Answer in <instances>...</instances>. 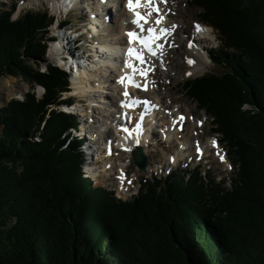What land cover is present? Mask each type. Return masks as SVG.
<instances>
[{"label": "trees", "instance_id": "obj_1", "mask_svg": "<svg viewBox=\"0 0 264 264\" xmlns=\"http://www.w3.org/2000/svg\"><path fill=\"white\" fill-rule=\"evenodd\" d=\"M218 32L219 73L184 84L233 161L230 187L197 169L145 178L120 200L84 176L69 75L45 61L52 18L0 12V77L42 86L0 107V264H264V0H191ZM15 9V5L13 6Z\"/></svg>", "mask_w": 264, "mask_h": 264}, {"label": "rangeland", "instance_id": "obj_2", "mask_svg": "<svg viewBox=\"0 0 264 264\" xmlns=\"http://www.w3.org/2000/svg\"><path fill=\"white\" fill-rule=\"evenodd\" d=\"M18 2L19 0H0V12L10 9L11 4L14 3L18 4ZM24 3L21 4L19 7H17V11L21 12V14L24 13L26 8L29 7L28 5H24ZM163 4L166 6V3L163 2ZM32 5H36V4H32ZM44 7L46 8V5L41 4V6H38L37 9H43ZM165 9L167 10L168 14L170 13V15H172L169 18H167L165 15L166 17L165 20L167 21V23L179 24V22L180 23L182 22V25H186V32L180 31L178 32L177 38L174 36V38L172 39V45L168 46V49L165 52L166 53L165 56H163L162 54L161 60L157 62L158 72L157 71L154 72L153 75L151 76L153 81L151 90L154 92L157 91L158 94H160V97H164L163 101L159 105L162 106L163 104L164 106L165 103H169L168 109L172 111L176 110V107H178L179 109L182 110V112H185L183 110H185L186 108V110L188 109L190 112L193 113V116H195V118L204 119L205 120L204 126L202 128H198V134L201 136L202 140L205 141V143H207L209 139L216 137L217 139L221 140L222 147L226 148L225 143L222 140V136L217 135L214 132L212 119L208 116V114H206L204 111L200 110L197 107L198 105L192 99L189 98L188 93L185 92L186 90L184 88V84L190 79H194L198 77L200 78L205 73H209L213 71L219 73L221 71V68L215 66L209 58V56L211 57L210 52L212 48L214 47L215 50V48L220 47L221 41L219 39L218 32L213 30L214 33L212 35L211 41L205 42V45L208 47V51H206V53L201 51L202 44L197 43L198 47L196 48V55H195L193 52H189L190 50L186 48V46H187V40H192V41L195 40V38H193L195 31L194 28L196 22H199V18H200L199 10L191 6V0H174L169 4V7L167 8L166 6ZM71 22L76 25L78 23V18L72 16ZM47 42L48 41H46V43ZM48 45H49L48 47L49 50L45 52L43 58L45 59V61H41L39 65H37L34 62H31L32 66L39 67L40 70L43 72L46 71L47 69L46 67L47 63L55 64L54 56L52 55L54 52L50 50V46H52V43L48 42L47 46ZM192 54L195 57L197 56L199 57L198 58L199 66L195 67V69L193 67H190L187 60L188 59L187 55L190 56ZM150 69L151 72H153V69L155 68L153 66H150ZM192 70H194L195 72ZM33 89L36 91L38 97H41L44 93L43 87L38 85L36 87H33L32 84L28 83L21 77H12V76L0 77V107L7 104L13 98L18 100H24L25 94L28 93L29 91L32 92ZM112 94L115 95L114 92H112ZM72 95L73 93L69 94V96ZM146 96H148V94L145 93V97ZM149 96L154 98V96H151L150 94ZM72 102L78 103L80 105V108H83L87 113V115L90 114L89 108H86L85 104L82 101L80 103L79 100L72 99ZM86 102L88 103V101ZM89 131L90 132L88 133V136L91 137L93 130L90 128ZM94 132H96V130ZM158 136L161 137L160 134ZM160 137L157 138L156 145L153 144L150 147H145L151 158L149 165L151 166L150 171L140 172V170L134 165L132 157L129 153H121L119 151H115L111 156L115 158V160L118 159V161L114 163L112 170L109 169V167H107L106 173L108 175L106 177L104 176L102 179L97 180V182L94 183V185L102 186V187L104 186L108 190H111V188L114 187L117 188V186H121V185L123 187L127 186L128 188L126 189V194L125 191H120V192H124L123 194L124 197L126 198L127 195L129 194L128 191L132 192L129 195L138 194L139 188L142 185L141 181L145 178L152 179L153 177H158V178L167 177V175L170 172L173 173L175 172V170L187 174V171L189 170L191 171L196 167V169L202 174H205L210 171L211 175L213 177H216L217 181H223L224 179L226 181V185L230 187V183L234 175L233 174L234 165H233V161L231 162L229 160L230 157H228L227 152L225 155L226 150L223 151V153H221L223 149L220 148L219 153H216L215 151L212 154L210 153L208 155L206 154L205 157L201 158L203 161H201V159L198 161V158L200 157H197L196 154L193 152L194 150L191 149V153L193 154V156L188 154L187 155L188 158L187 156L180 157L179 159L182 160L184 159V160L181 161V164L177 169L172 170L173 168L170 167L168 160L170 154L173 153L175 149L173 148L172 145H169L168 143L167 145L166 142L162 139V137L161 138ZM70 139H72V137H70ZM157 143H160V145ZM102 144H105V141L98 140V146L101 147ZM221 156L223 157V160H221ZM197 161L198 162L201 161L200 165H198ZM121 167H123L122 169L126 172V178L123 180H121L119 177V172L120 170H122Z\"/></svg>", "mask_w": 264, "mask_h": 264}, {"label": "bare ground", "instance_id": "obj_3", "mask_svg": "<svg viewBox=\"0 0 264 264\" xmlns=\"http://www.w3.org/2000/svg\"><path fill=\"white\" fill-rule=\"evenodd\" d=\"M80 1L82 3H86V1L83 0H72L71 3H74L76 6L70 4L69 6L71 7H75L71 10H69V13H73L75 15H77L78 17H81L83 19H86L87 17V12L83 11L82 9L78 8L81 6ZM114 1H117L119 3H122L124 0H109V4L112 7V5L114 4ZM157 0V6L160 10V15L163 17L162 22L159 25H155L153 22L156 18V13H153L150 23L147 26H152V27H156L157 29H169V32L171 37L172 35L176 36L178 34V32L183 31L186 32V25H182V22L179 24L178 23H172V24H168L167 21L165 20V18H169L170 13L168 14L167 10L164 9V4L162 6H160L158 4ZM174 1V0H166V6L167 8L169 7V4ZM41 2L43 3H48V5L51 6H60V8H63V11L66 12V10L68 9V5L64 4V3H60V0H30L29 3L32 4H40ZM114 8L116 9L117 7L114 6ZM164 9V10H163ZM60 11V17L59 19H64L66 17V13H64L61 9H59ZM165 11V12H163ZM112 13V11H111ZM166 15V17H165ZM132 18V15H131ZM89 23L91 24V29L89 30V32H91L92 35V41L96 40L99 37V33L98 32H92V30L95 27V20L94 19H90ZM101 24V22L99 23V25ZM175 25V28H172V26ZM197 25V23L195 24ZM126 26V24H125ZM103 28H106L107 26H103ZM122 27L124 28V25H122ZM126 28V27H125ZM131 28V26H130ZM200 28L202 29L201 31H197L198 33H202V34H210L213 31V28L209 27V26H200ZM115 30H119L115 29ZM69 37V36H68ZM117 38V36H114ZM113 37V38H114ZM67 38V36H66ZM115 38V40H116ZM192 40H187V44L189 42H191ZM122 42V41H121ZM193 44L192 49L189 52H193L196 55V48L198 47V44L194 41L191 42ZM58 46L59 44H55L54 46H52V49H54V51H56V53L58 54ZM203 47V46H202ZM103 48V46H102ZM101 48V49H102ZM202 49V48H201ZM205 50V48H203ZM123 51V48H122ZM115 52V51H114ZM54 54V53H53ZM188 61L192 60V63L189 64L190 67H193L195 69V67L199 66L198 65V56L195 57L193 54L192 55H187ZM168 60V58H167ZM57 62L61 65H63L64 67L67 66V64L65 62L62 61V59H60V57H57ZM104 63H108L110 64L111 69L113 70H119L121 68V65L119 64V62H113L112 59L111 60H103ZM155 63V62H154ZM154 63H149L146 66V78L148 79V76H150V66H153L156 70L157 68V64L155 65ZM94 66V64L92 65ZM192 68V69H193ZM98 69V68H95ZM93 69L92 71H90V73H86L85 70H82L83 72L79 71L78 77L73 80V95H78V97L82 98L80 99V103L81 101H88V105L90 106L91 110H90V116L91 118H87V113L85 112V110L83 108H80V105L78 103H75L74 105V109H78V112L81 116L87 118L85 120V124L84 127L86 126L85 130H88L89 133V129L91 128L93 131L96 130L97 133V137L99 141H105L107 143L108 139H113L114 136L117 134V139L114 147L119 148V152L123 153L122 151L131 154L132 151H134L136 149V146H141L144 148V152L147 154L149 161H151V158L149 156V153L147 152V149L145 148L146 146H148L147 143H150L149 145H153L156 144V134H160L162 139L165 140L167 143L169 141V145L171 144L173 146V148L175 149L170 156L171 159L168 161L169 165H171V163L177 165L180 160V157H185L188 154L192 155L191 153V149H193L194 153L196 154L198 158V160H200L202 158V151L206 150L207 147H216L218 150L216 151V153H219L220 150V146L218 144V139L216 137L211 138L208 140L207 143H205V141L202 140L201 136L198 134V128H202L204 126V119H198L195 118V116H193V113L190 112L188 109L183 110L185 112L183 117L184 119L181 121L179 120V117L177 118V116L175 117L174 115H171L168 109V104L169 103H165L164 106L162 104V106L158 105L163 101L164 97H160V94H158L157 91H152L151 87L146 88V94H148V96H144V98H146L147 100L149 98L152 99V102H146V101H142L143 105H149V107H151V110L149 112L148 115V120L150 121V125L148 124V122L146 124L141 125L137 124L135 121L136 117L141 116V109L137 110V114L133 115L132 113H129V115L127 114L128 119L130 120L132 118V120L128 121V125H130L132 122L134 123V127L135 129L132 130L131 128H128L126 130L120 128L119 130H117V133H115V128L116 125L114 123V113L115 111H113V107H116V103L114 102L113 105H111L110 109L111 114L110 115H105V112H107L109 110V108H105V109H100L103 108L104 105L106 104L105 100L100 101V105L97 104L98 101V97L103 98L104 94H106L109 91V88L107 87L108 85L106 84V82L103 80H101V76L98 74V72ZM194 71V70H192ZM195 72V71H194ZM152 73V72H151ZM105 74V73H104ZM106 75V74H105ZM117 76H115L114 78H112V80H108L111 82L110 86L117 88L118 86L116 84H114L117 80ZM122 91V90H121ZM110 92V91H109ZM98 93V94H96ZM149 94L151 96H154V98L150 97ZM155 94V95H153ZM121 96V93L119 94V90H118V97ZM149 103V104H147ZM95 108H97L99 111L96 113ZM125 108L122 107V112ZM104 110V112H102ZM96 113V115H95ZM102 113V115H100ZM88 115V116H89ZM98 115H100V118H96ZM108 117V121L107 123H102L101 122V117ZM133 116V117H131ZM111 117V119H110ZM131 117V118H130ZM156 117V119H155ZM94 118V119H93ZM101 122V123H100ZM131 122V123H130ZM90 126H88V125ZM114 124V125H113ZM155 128L156 131H153V133H150L151 129ZM95 129V130H94ZM109 129V130H108ZM122 130V131H120ZM132 130V131H131ZM109 131V132H108ZM119 131V132H118ZM149 134H148V133ZM125 133V134H124ZM107 136V137H106ZM158 137V136H157ZM173 141L170 142V140ZM104 139V140H103ZM213 141H215V144H213ZM160 145V143H157ZM94 145V144H93ZM96 147L98 148V154L100 153V160L102 161V164L100 165L101 170L98 168H94L91 165L87 164L85 166L86 171L91 174L94 178H96V180H99L98 178L104 174H106V168L109 167V169L112 170V167L114 166V163L118 161V159L115 160V158H113L112 156H110L109 151L104 152L103 147L98 146V143L96 144ZM128 149V150H125ZM222 149V148H221ZM104 152V153H103ZM120 153V154H121ZM119 154V153H118ZM99 156V155H98ZM169 156V157H170ZM103 159V160H102ZM123 167H121L122 169ZM151 166H149L148 171H150ZM122 173L119 172V175H121ZM125 175V173H124ZM107 176V175H104ZM121 179L123 180V175L121 177ZM124 185V184H123ZM128 187H123L122 185L120 186V191H125L126 194V189ZM122 193V195L124 196V192H120ZM128 194V192H127Z\"/></svg>", "mask_w": 264, "mask_h": 264}, {"label": "snow or ice", "instance_id": "obj_4", "mask_svg": "<svg viewBox=\"0 0 264 264\" xmlns=\"http://www.w3.org/2000/svg\"><path fill=\"white\" fill-rule=\"evenodd\" d=\"M160 2H166V0H160ZM129 12L132 14L131 23L135 24L141 33H146V35H141L138 32L128 31L126 35L128 36V48L126 51V56L128 59L124 61V66L130 71L125 73V76L121 77L120 83L125 84V97H129L127 91L128 86L141 87L136 80L135 76L137 74L141 76H146L147 70L143 67H138V65H144L147 63L145 58V52L149 55H155L153 50V45L160 36L169 31V29H159L157 31L156 27L148 26L153 13H156V18L154 20L155 25H159L162 22L163 17L160 15V10L157 6V0H126V5ZM176 26L173 25L172 28ZM197 31H201L200 25H195ZM134 43L139 44L140 47H134ZM189 64L192 63L191 60L188 61ZM146 90V87H145ZM131 106L137 103L134 98H129ZM179 119L182 121L184 117L181 115ZM215 144V141H213ZM128 150V149H125ZM221 160L223 157L221 156ZM130 183V181H129Z\"/></svg>", "mask_w": 264, "mask_h": 264}, {"label": "water", "instance_id": "obj_5", "mask_svg": "<svg viewBox=\"0 0 264 264\" xmlns=\"http://www.w3.org/2000/svg\"><path fill=\"white\" fill-rule=\"evenodd\" d=\"M134 164L141 170L142 172L147 171V167L149 164V158L144 153V150L142 147H137L135 151L132 153Z\"/></svg>", "mask_w": 264, "mask_h": 264}]
</instances>
